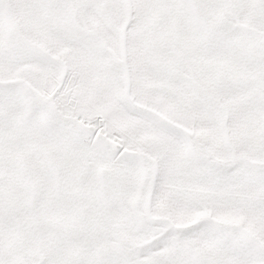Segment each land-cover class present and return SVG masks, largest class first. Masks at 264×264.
I'll use <instances>...</instances> for the list:
<instances>
[{"label":"snow or ice","instance_id":"1","mask_svg":"<svg viewBox=\"0 0 264 264\" xmlns=\"http://www.w3.org/2000/svg\"><path fill=\"white\" fill-rule=\"evenodd\" d=\"M0 264H264V0H0Z\"/></svg>","mask_w":264,"mask_h":264}]
</instances>
